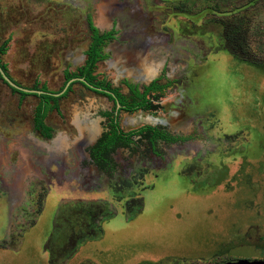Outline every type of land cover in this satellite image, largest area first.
<instances>
[{
    "label": "rangeland",
    "instance_id": "1",
    "mask_svg": "<svg viewBox=\"0 0 264 264\" xmlns=\"http://www.w3.org/2000/svg\"><path fill=\"white\" fill-rule=\"evenodd\" d=\"M164 6L178 7L182 15L169 18V10L157 9ZM207 9L210 11L200 20L189 18ZM114 21L116 29L111 30ZM160 22L169 27L162 30ZM91 26L102 35L113 31L117 36L103 44L105 55L101 54L90 73V86H109L126 104L140 103L145 85L156 79L162 68L160 79L169 81L171 89L161 98L170 95L175 88L171 83L179 84L181 79H168L183 72L182 80L190 77L186 73L188 60L194 56L200 64L209 56L228 60L223 53L264 62V0L256 4L253 0H0V70L20 89L33 91L21 97V91L9 86L0 73V264H219L264 257L260 251L264 249V206L250 202L259 191L238 184L233 173L220 172L199 192L189 191L177 173L165 174L156 188L146 193L144 205L136 194L123 193L125 188L138 186L148 169L155 174L165 166L163 155H170L167 162L173 169L192 159L196 151L191 143L169 148L168 154L157 139L152 140L149 150L141 137L130 141L132 146L119 145L115 158L90 162L82 155L85 141L107 135L111 125H106L104 118L113 115L112 103L79 81L84 80L80 71L87 60ZM243 68V88H235L239 86L237 78L215 75L213 90L225 81L228 89H224L223 99L227 105L239 103L236 112L261 125L264 78L254 69ZM65 76L72 79L66 83ZM43 86L48 92L65 93L58 99V109L51 110L45 119L52 129L50 139L41 138L33 129L39 102L36 94ZM190 90L182 91L185 99L171 110L167 125L172 131L189 129V112L186 123L180 119L185 108L192 109L194 95ZM192 91L198 94L197 100L208 98L204 89ZM150 97L151 102L159 103L157 91ZM195 110L197 113L198 108ZM153 118L119 111L117 123L124 133L142 124L161 132L163 127L158 123L165 122ZM212 142L211 150L203 143L198 159L201 155L205 158L206 152L221 155L218 140ZM200 161L210 166L205 159ZM96 164L103 173L90 174L131 199L117 208L102 201L101 231L95 224V230L70 238L66 250H57L62 238L44 244V238L33 237L35 224L44 226L51 208H73L74 201L68 200L108 198L105 191H96L95 197L88 190L65 193L70 186L92 183L89 173L82 170ZM198 165L186 164L182 175L191 179L190 171L196 166L199 169ZM254 179L260 181L257 174ZM151 181L148 177L147 182ZM115 197L117 202L123 198ZM44 198L48 199L46 205L41 202ZM35 202L38 213L42 210L38 221L31 217L36 213ZM59 223L54 226V235H61L67 222ZM43 246H51L57 253L49 258Z\"/></svg>",
    "mask_w": 264,
    "mask_h": 264
},
{
    "label": "flooded vegetation",
    "instance_id": "2",
    "mask_svg": "<svg viewBox=\"0 0 264 264\" xmlns=\"http://www.w3.org/2000/svg\"><path fill=\"white\" fill-rule=\"evenodd\" d=\"M253 2L256 4L258 0H253ZM243 6L245 8V5ZM157 9L169 10L167 14L169 18L174 16L179 17L182 15L179 14L180 10L178 7L164 6L162 8H157ZM209 11L210 10L207 9L205 12L204 11L200 12L196 17H189V18L191 20L198 21L204 16V14L208 13ZM116 25L117 23L115 21L112 22L111 30L116 29ZM168 25L169 24H167V22L164 23L160 22V26L162 30L164 27L166 28L169 27ZM151 28L152 30L156 31L154 25L153 27L151 26ZM163 33L164 32H162L161 34ZM104 35H109V38L105 39L101 44L102 49L100 51V54L103 55H105L104 53L105 46L103 44L111 40L112 37L117 36L114 35L113 31L108 32ZM221 56L227 57L228 60L225 61L219 55L216 57L209 56L206 58V61L204 63L200 64L197 62L198 59L197 56L191 57L188 60L190 62L189 63L190 68H188L186 71V73L189 72L191 76L187 77L186 80H182L185 78L184 76L185 73L183 72L178 77H172V78L168 77L169 78L168 80L170 81L174 79H181V80L179 84L171 83L172 85L175 86V88L173 89L170 95L165 96L164 98H161V96L164 94V91H169L171 88H169L170 86H167L169 84V81L166 80L164 82L163 80L161 81L160 79V77L162 76L163 68L161 69V71H159V75L157 76L156 79H153L148 85H145V88L143 89L141 95H139V99L141 100L140 103L126 104V106H120L119 104H116L115 101L109 100V98L104 95L112 103L113 111H110V113H113V115H111L108 118H104L105 121L107 122L106 125H111V126L107 131V135L101 136L100 138L94 139L93 141L90 140L85 141L84 145L81 146L82 155L85 158H88L90 162H93L94 159L95 161L98 162L103 157H114V153L117 152L119 145L130 146L131 145L130 141L141 139V137L145 138L149 150L154 145L153 144L154 141L152 140L157 139L162 144L161 146L162 150L164 152H167L168 154L169 153L171 154L170 152L171 150L169 148H179L182 146H187L189 142L191 143L190 145L195 147V151H196V153L193 154L192 159L190 158L189 161H187L186 163L184 162L185 164L181 165L178 169H173L171 163L167 162L168 157L170 155L169 156L163 155L164 159L162 161L163 163L164 162L166 163L165 166H161V169L157 173L154 172L155 174H152V168L148 169L147 174L143 176L138 186L133 185L130 186L129 188H125L123 193H128L131 195L136 194L137 197L141 198L142 205H144L147 198L146 193L148 191L154 190L156 188L157 183L161 181L160 179L162 180L164 179L163 176L165 174L172 175L173 172L177 173L180 176V179L187 186V189L191 192H194L195 190L198 191V189H204L205 185L209 183V180L213 176H216L220 172H224L228 176L233 173L232 178L238 179V184H243L245 187H247L250 190L253 189L258 190L259 192L255 191L253 201L250 202L253 205L255 204L256 206L257 205L264 206V123L259 125L257 124V122L255 123L248 122L246 117L241 115V113L236 112V110L240 105L239 103H233L232 105L230 104L229 106L227 105L229 103L225 99H223V91L224 89H228L226 88L225 81L222 87H219V89L217 88V90H213L216 89L215 81L213 79V77L216 76H221V77L223 76V79L226 78V76L237 78L239 80V86L235 88L236 89L243 88L241 87L240 84L241 81L245 78L246 70L243 68L244 66L249 67L250 69H254L255 72L259 73V75H261L262 78H264V62L259 63L257 61L248 59L247 55L236 56V55H229L223 53L221 54ZM147 59H149V57ZM177 60H180V58H177ZM79 81H81L87 89H89L90 91L96 94L103 95L102 93L104 92L108 93L104 89L88 85L87 83H85L84 80L83 81L79 80ZM150 87L152 88L147 90ZM198 87L200 89H204L205 92H207L208 98L204 97L203 99L201 98L199 100L195 99V96L198 97V94H195L192 91V89H196ZM185 88L186 89L191 88L190 91L194 95L192 99L195 102L192 103L191 106L192 109L188 110L189 108L187 107L183 110L181 114L180 121L182 123H186L188 120L187 112H189V115L192 116L190 124L187 125V127L189 126L188 127L189 129L187 132L172 131L167 125L168 121L170 120L169 119L170 113L175 106H177L179 103L182 102V100L185 99L184 97H182L183 96L182 91L185 90ZM252 90L254 91L255 89ZM156 91L158 92L159 95V97H157L159 98L158 99L159 103L151 102L152 100L150 96L156 93ZM221 92L222 94L219 95ZM62 94L63 93L61 91L57 95H62ZM166 97L167 100L165 99ZM219 97H222V100H220ZM213 98H217V99L213 100ZM160 99L162 100V103H160ZM137 105L138 107L135 110H133L134 107ZM125 107L127 110H125ZM195 107L198 108L197 113ZM161 110L162 112L160 113ZM119 111H124L126 113H129L130 116L135 114H142L146 118L157 117L156 119L165 122L163 124L160 122L158 123L160 126L163 127V129H161L162 133L154 129V131L158 133V136L155 137L153 131L149 129L152 127V125L142 124L139 125V129H136L138 128L136 127L134 129H131L132 131H129L127 133H124L122 131L123 134L120 137L113 139L114 118H116V122H117V115ZM231 116L232 119L229 120ZM105 117H107V113ZM143 128L146 129L140 132V130ZM165 132H168L170 135L166 134ZM129 133L132 134L128 135ZM134 137L137 138L134 139ZM196 137H200L201 139L194 140ZM214 139H217L218 142L220 143L221 155L206 152L205 158L202 157L201 155L200 158L198 159L197 155L202 151L204 147L203 143L206 145V148L211 150L213 148L212 141ZM230 140H232V142ZM199 142H201L202 145H198ZM91 143L92 145H90ZM231 150L232 151L234 150L233 154H231ZM194 157L197 159H194ZM200 159L201 160L205 159V163L209 164L210 166L209 167L203 166ZM193 162L200 164L198 165L199 169L196 168L197 166L193 168L190 171L191 179H188V177L182 175V172L186 171V169L183 168L186 164ZM233 167L236 168L233 169ZM90 171L96 172L97 174L103 173L100 164L99 165L96 164L94 166H90V165L85 166V168L82 170V173L88 172L90 175L89 178L92 179L93 182L91 183L84 181L82 182L83 183L82 186L78 184L79 187H75L77 185L70 186L68 191L65 193L74 194L79 190H83V191L88 190L89 193H93L91 196L95 197L96 191H101V192L105 191L109 193V195L107 196L108 198L98 199V197H95L92 200H68V203L74 201L73 208L67 207L65 209V206H63L61 211L59 210V207H55L56 209L51 208L52 213H50L49 218L46 220L45 225L42 226V224L38 222L35 224V227L33 229L34 230L33 232L35 233L32 234L33 237L38 239L44 238V244L45 243L47 244V242H49L51 239L52 242L53 241L58 242L57 238H62L61 240L59 239L60 241L57 244V250L60 249L66 250L68 248V241L70 238H72L73 236L75 238H78L84 232H86V230L88 231L93 230L92 228H94L95 230V224L96 227H98L97 230L101 231L102 223H100V219L102 218V210H101L102 201L104 202L107 201V203L117 208L118 204L124 205L125 201L131 199L129 197H125V194H124L125 197L124 198L122 195L123 193L121 192H119L118 194L115 193L112 188L108 187L110 185L108 182L102 181V179L98 181L97 176L96 175L92 176L90 174ZM256 174L257 176H259L260 181L259 180L256 181L254 179ZM148 177H152V181L150 183L147 182ZM202 180L205 181L203 185L199 183V181ZM236 184L237 183H235V185ZM116 195H120L123 198L118 202L114 201V197ZM47 198L41 200L42 205H46V201H48ZM115 199L118 198L115 197ZM36 201H38V198ZM35 203H36L35 204L36 213L31 215V217L34 220L38 221L39 218H41L42 210L38 213L39 205L38 202ZM259 214L260 216L262 215L261 213ZM59 221L67 222V223L63 226L61 235L59 234L54 235V226L55 225L59 226L60 225ZM92 221H94V224L91 223ZM63 237L68 238L67 241H64ZM53 238H55V240ZM57 250H55V248L51 246L45 248V252L46 254L49 255V258L50 256H52V254L57 253ZM260 251L264 253V249H261ZM253 260L264 262V257L262 258L255 257L253 259H250V261Z\"/></svg>",
    "mask_w": 264,
    "mask_h": 264
},
{
    "label": "trees",
    "instance_id": "3",
    "mask_svg": "<svg viewBox=\"0 0 264 264\" xmlns=\"http://www.w3.org/2000/svg\"><path fill=\"white\" fill-rule=\"evenodd\" d=\"M90 28L92 30L91 44L87 53V60L85 62V65L80 71L81 78L84 79L85 83H87L88 85H90V79H89L90 73L94 68L95 64L97 63V61L101 58V54H100L101 44L105 39L109 38V35H100L93 26H91ZM1 68L3 69V71H6V68L4 66H1ZM65 78H66V83H68L72 79L71 77H66V76ZM151 88L152 87L148 88L147 90ZM104 90H106L108 93L104 92L102 94L108 97L109 100L115 101L116 104H119L120 106H126L123 97L119 95L117 91L111 90L109 86H106ZM39 92H40L39 94L35 93L36 96L39 98V102L34 110L33 129L37 131L41 137L45 139H49L52 136L51 135L52 129L45 123V119L47 117V114L51 110L58 109V99L60 97H63L65 93H63L60 96H57L59 92L58 93L48 92L46 87L44 86L40 89ZM19 93L21 97L27 96L29 94L26 92H19ZM137 107L138 105L135 106L133 110H135ZM125 110H127L126 107ZM113 129H114L113 139L118 138L123 134L118 126V123L116 122V118H114ZM144 129L146 128L141 129L140 132H142ZM149 129L153 131L155 137L158 136V133L154 131V129L151 128ZM130 134L132 133H129L128 135Z\"/></svg>",
    "mask_w": 264,
    "mask_h": 264
},
{
    "label": "water",
    "instance_id": "4",
    "mask_svg": "<svg viewBox=\"0 0 264 264\" xmlns=\"http://www.w3.org/2000/svg\"><path fill=\"white\" fill-rule=\"evenodd\" d=\"M0 73L3 77V79L8 83L9 86H11L12 88L21 91V92H26V93H32L33 91H26L24 89H20L19 87H17L14 83H12L0 70ZM222 264H264L263 261H250V260H238V261H234V262H226V263H222Z\"/></svg>",
    "mask_w": 264,
    "mask_h": 264
},
{
    "label": "bare ground",
    "instance_id": "5",
    "mask_svg": "<svg viewBox=\"0 0 264 264\" xmlns=\"http://www.w3.org/2000/svg\"><path fill=\"white\" fill-rule=\"evenodd\" d=\"M118 50V49H117ZM111 51H112V49H111Z\"/></svg>",
    "mask_w": 264,
    "mask_h": 264
}]
</instances>
